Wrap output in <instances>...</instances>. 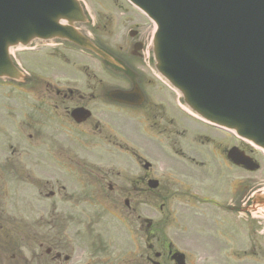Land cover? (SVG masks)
<instances>
[{"label": "water", "instance_id": "1", "mask_svg": "<svg viewBox=\"0 0 264 264\" xmlns=\"http://www.w3.org/2000/svg\"><path fill=\"white\" fill-rule=\"evenodd\" d=\"M138 1L160 23L158 44L169 61L165 69L205 72L221 87L223 101L236 102L239 126L245 128L238 92L264 81V0ZM76 10L74 0H0V69L11 72L7 44L47 37L48 30H57V18H77ZM257 139L264 144V138Z\"/></svg>", "mask_w": 264, "mask_h": 264}, {"label": "bare ground", "instance_id": "2", "mask_svg": "<svg viewBox=\"0 0 264 264\" xmlns=\"http://www.w3.org/2000/svg\"><path fill=\"white\" fill-rule=\"evenodd\" d=\"M77 19H80V16H78ZM30 119H31L30 115H17L14 112H10L9 115L0 118V125L7 124L9 129H18V128H23ZM54 129L56 130L57 127L55 126ZM20 146H22V142L20 141V139L6 138L5 147L2 152L4 155L12 156L13 158H15L13 155V150L15 147H20ZM193 148H195L194 145L182 146L179 152L184 154H189L192 153ZM54 152H55L54 145L52 143H47L42 147L39 154L34 158V162L37 164L43 163L45 162L46 158L52 155ZM129 178L130 175L128 174L117 175L114 177L116 181L128 180ZM101 182H102L101 176L97 172L87 173L79 181V183L83 186L100 184ZM43 183L47 189L53 191H59L66 186L64 183L61 182H49L47 177H43ZM71 184L72 183H69L67 184V186ZM107 208H108V214L106 215L97 212V210L94 211V220L92 226L97 231H104L110 225V216L112 213L115 212V207L107 206ZM54 218L60 219L61 216L59 214H55ZM205 230H206V223L203 221V219L197 221L193 226V232L195 236H198L199 233L204 234Z\"/></svg>", "mask_w": 264, "mask_h": 264}, {"label": "flooded vegetation", "instance_id": "3", "mask_svg": "<svg viewBox=\"0 0 264 264\" xmlns=\"http://www.w3.org/2000/svg\"><path fill=\"white\" fill-rule=\"evenodd\" d=\"M9 88L12 89L13 86L9 85ZM63 98H64V103L65 102H69L70 103L71 100H72L67 95H63ZM6 114H8V111H7ZM4 127L9 129L7 124H5ZM23 129L24 128H20V130H23ZM10 130L13 131V129H9V131ZM11 134H13V133L11 132ZM2 151H3V149L0 150V170L7 171V170L11 169L12 167H15L16 163H14V158L12 156L4 155ZM29 158L30 157L28 156V159ZM237 194H238V192L236 190H234V191L230 190L229 193L222 192V198H226L230 206L236 207L237 206ZM169 246H170L169 244L168 245L165 244V241H163L161 244H160V241H159V244L157 246L148 244V247H149V250H150L149 252L152 253L153 256H156V253L158 252L157 249H159V250H161L163 252L164 251H169ZM255 247H261L262 248V256L260 258V261H258V263L264 264V245H262V246H253L252 245L251 246V248H255ZM137 250H138V257L141 258V251H140V245L139 244L137 245ZM134 264H153V263H149L147 261L143 263L140 259H138V261L135 262ZM169 264H172V262H170Z\"/></svg>", "mask_w": 264, "mask_h": 264}, {"label": "rangeland", "instance_id": "4", "mask_svg": "<svg viewBox=\"0 0 264 264\" xmlns=\"http://www.w3.org/2000/svg\"><path fill=\"white\" fill-rule=\"evenodd\" d=\"M96 2H98L100 4V6H97L95 4H93V8L91 9V17H92V21L94 19V21H98L99 19H102V17L107 14V13H114V14H118L120 11H118V3H115V0H95ZM117 8V9H116ZM114 25L117 26L116 23L112 22ZM89 30V28H85L84 29ZM152 33V31H151ZM119 36V34H115V33H109L108 34V38L109 39H116ZM93 39L95 38L94 35H92ZM96 39V38H95ZM42 52H46L48 53L49 51L46 49H43ZM246 260L243 258H240V264H245Z\"/></svg>", "mask_w": 264, "mask_h": 264}]
</instances>
